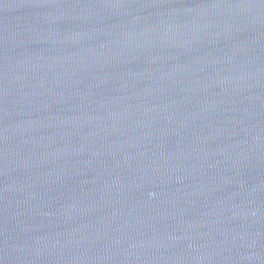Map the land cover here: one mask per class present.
<instances>
[{"label": "water", "instance_id": "obj_1", "mask_svg": "<svg viewBox=\"0 0 264 264\" xmlns=\"http://www.w3.org/2000/svg\"><path fill=\"white\" fill-rule=\"evenodd\" d=\"M0 264H264V0H0Z\"/></svg>", "mask_w": 264, "mask_h": 264}]
</instances>
